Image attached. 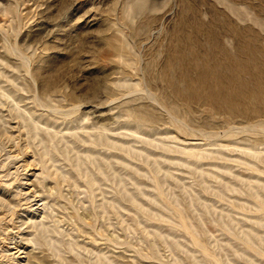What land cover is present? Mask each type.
I'll return each mask as SVG.
<instances>
[{"label": "rangeland", "instance_id": "1", "mask_svg": "<svg viewBox=\"0 0 264 264\" xmlns=\"http://www.w3.org/2000/svg\"><path fill=\"white\" fill-rule=\"evenodd\" d=\"M0 264H264V0H0Z\"/></svg>", "mask_w": 264, "mask_h": 264}, {"label": "bare ground", "instance_id": "2", "mask_svg": "<svg viewBox=\"0 0 264 264\" xmlns=\"http://www.w3.org/2000/svg\"><path fill=\"white\" fill-rule=\"evenodd\" d=\"M241 50H242V46H241ZM225 58L232 64L229 66L228 65L222 66L220 64L217 67H213L212 65H205L203 67L197 64H192L187 68L188 69L191 68L193 71H195V82L203 90L209 91L208 94L210 95V97L215 99L214 101L215 105L221 106L220 103H224V105L231 107L232 100H234L236 98V95L238 94V92H234L233 89L239 86H245L244 82L242 81V74L244 72H246L247 74L250 73L247 70H245V68L247 67L245 63H242L240 61L234 62V59L231 57V55H229V53L225 54ZM184 69L185 68H183V71ZM249 77H251V75ZM186 85H188V83H186ZM225 88H231L230 92L223 93V91L225 92ZM189 89L183 91L182 95L184 98L197 99V100L201 99L202 94L194 93ZM205 96H207V93L202 95L203 98Z\"/></svg>", "mask_w": 264, "mask_h": 264}]
</instances>
